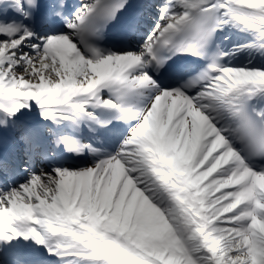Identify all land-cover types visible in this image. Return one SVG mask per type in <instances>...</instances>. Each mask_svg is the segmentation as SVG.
I'll return each mask as SVG.
<instances>
[{"label":"snow or ice","instance_id":"6c2138e0","mask_svg":"<svg viewBox=\"0 0 264 264\" xmlns=\"http://www.w3.org/2000/svg\"><path fill=\"white\" fill-rule=\"evenodd\" d=\"M0 264H264V0H0Z\"/></svg>","mask_w":264,"mask_h":264}]
</instances>
